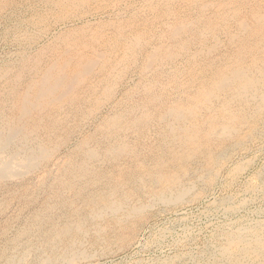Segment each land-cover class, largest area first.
<instances>
[{
    "label": "bare ground",
    "instance_id": "bare-ground-1",
    "mask_svg": "<svg viewBox=\"0 0 264 264\" xmlns=\"http://www.w3.org/2000/svg\"><path fill=\"white\" fill-rule=\"evenodd\" d=\"M83 2L55 0L54 7L65 16ZM207 6L199 2L191 15L167 11L159 28L66 27L0 68V186L21 207L34 204L11 236L10 221L1 226L0 264L72 263L83 256L79 235L100 232L93 218L128 222L156 201H182L192 182L184 177L189 159L205 164L196 177L212 176L218 157L252 136L264 112V0H233L209 15ZM132 75L134 88L116 97ZM243 128L251 129L244 137ZM40 167L32 183L6 187ZM149 179L168 184L141 201L136 195ZM250 250L264 259V237L234 232L221 256L254 264Z\"/></svg>",
    "mask_w": 264,
    "mask_h": 264
},
{
    "label": "rangeland",
    "instance_id": "rangeland-1",
    "mask_svg": "<svg viewBox=\"0 0 264 264\" xmlns=\"http://www.w3.org/2000/svg\"><path fill=\"white\" fill-rule=\"evenodd\" d=\"M0 1L4 3L0 11V68H2L5 64L15 65L18 63L17 61L25 52L31 55L40 45L51 41L66 27H79L85 24L87 28L94 29L97 23L100 25L111 23L114 24L113 26L119 24L124 25V27L138 24L139 27L145 28L152 22L153 26L159 28L162 21L168 16L165 14L167 11L171 16L173 14L191 15L197 11L194 6L204 1L209 5L205 14L209 15L210 12L220 8L221 4L229 5L233 0H212V3L210 0H150L151 2L149 0H86L83 4L81 3L79 8H72V12L70 9L65 10L64 12H67L65 16H62V10L54 7L55 0H51V2L50 0ZM137 7L139 8L137 9ZM121 14L123 15L121 16ZM114 15L118 16L113 17ZM137 79V76H133L132 80L128 81V84L126 83V86L122 88L119 86L116 97L120 98L122 93L134 88ZM3 81L4 77L0 75V86ZM263 118L264 112L260 115V121L255 122L256 126L252 136H246L242 143L227 150V153L222 157H218L212 166V176L202 173L203 175L196 177L205 164L198 156L189 159L185 166L184 177L185 179L188 178L187 180H192V182L188 194H185L182 201L164 203L156 201V204L153 203L148 206L140 216L137 215L128 222L117 223L105 215L93 218L94 220L90 223L99 227L100 232L96 234L92 228L93 230L87 229L86 234H81L82 238L79 235L75 245L83 256L75 257L72 263H69L71 260H68L67 263L233 264L221 256V247L227 243L232 233L237 232L245 237H251V231H254L264 237ZM85 128L80 131V136L83 135L82 133L92 130L93 125H88L86 130ZM250 130V128H243L241 129L243 132H240L239 135L244 137ZM79 135L78 137H80ZM48 164L51 166L50 162ZM241 165L243 166L240 167ZM40 168L33 170L32 174L28 173L22 179L7 180L9 186L6 187L17 190L22 182L28 183L30 181L32 183L38 179L37 177L42 176L43 168ZM116 170L118 169L116 168ZM231 171L232 173H230ZM167 182L168 180L158 183L156 180L149 179L142 184L139 189L140 194L136 196L139 200L145 201L156 189L158 191L155 192L164 189L165 184H168ZM4 189H6L4 186H0V202L4 198H7L9 202L0 210V228L5 221H10L6 233L7 236H11L18 229L17 227L20 226L23 218H26V214H29L28 212L34 204L21 207L17 195L8 194V191ZM133 193L137 194L135 191ZM136 196L132 195V200H137ZM1 238L0 241H2ZM58 251H62L61 246H59ZM54 253H56L55 250ZM248 254L250 262L261 264L262 260L264 263V259L258 257L254 251L250 250ZM31 256L33 259L34 255ZM65 261L66 259H59V264L62 262L67 264Z\"/></svg>",
    "mask_w": 264,
    "mask_h": 264
}]
</instances>
